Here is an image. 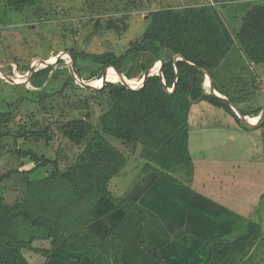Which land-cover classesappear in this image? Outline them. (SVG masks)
Instances as JSON below:
<instances>
[{"label":"trees","instance_id":"trees-1","mask_svg":"<svg viewBox=\"0 0 264 264\" xmlns=\"http://www.w3.org/2000/svg\"><path fill=\"white\" fill-rule=\"evenodd\" d=\"M35 1L39 0H7L9 7L18 12ZM259 7L264 9V6ZM251 11L247 4L237 6L236 11L227 10L229 25L213 4L195 3L151 11L145 32L141 38L130 41L124 53L72 49L71 56L86 83L102 80L106 70L115 67L132 81L131 85H136L158 61L164 62L163 77L154 71L144 85L132 90L120 79L116 82L113 75L118 74L109 68L110 82L103 89L92 91L79 83L68 67L62 68L64 61L58 59L57 64L36 69L30 81L35 90L29 89L17 101L0 103V141L9 137L17 141L30 134L49 144L54 139V125L61 123L62 135L80 149L75 160L65 168L58 159L23 150L12 153L19 159L33 161L32 169L0 168V189L15 175L25 177L24 189L13 202L8 203L5 193L0 192V264H30L24 250L46 256L48 261L61 246L72 258L77 255L91 264H126L122 259L123 244L116 234L102 237L86 224L101 198L108 199L126 214H137L145 252L157 264H167L160 250L149 246L145 227L147 212L126 199V195L114 197L109 185L136 154L145 160L143 174L153 173L176 185L185 181L191 183L194 160L189 141V115L195 104L205 102L222 108L238 124L248 130L252 128L230 104L211 94L206 73L213 79L214 90L227 98L242 116L248 121L260 119L264 110V87L256 95L253 91L232 96L225 84L217 83L221 66L235 48L246 55L249 64L264 66V16L257 14L261 11L251 15ZM91 22L94 34L112 32L121 36L129 29L127 16L106 20L98 16ZM177 57L184 59L176 62ZM80 63H86L87 67L94 65L96 69L85 73ZM160 66L158 63L157 68ZM27 69L30 72V68ZM58 79L63 83L61 89L47 92L49 83ZM57 93L71 101L79 112L78 117L57 120L48 115L44 104ZM22 105L25 108L21 113L23 120L12 127L16 107ZM96 108L100 110L98 117ZM37 111H44L39 119L35 118ZM259 127L264 128V118ZM107 137L118 140L126 151L112 145ZM48 168L54 169L52 174L34 178L35 173ZM185 235L183 228L175 232L176 239ZM37 243L42 245L36 247ZM48 244L50 247H45ZM263 244L261 225L251 223L236 238L211 239L206 246V264H251Z\"/></svg>","mask_w":264,"mask_h":264},{"label":"rangeland","instance_id":"rangeland-1","mask_svg":"<svg viewBox=\"0 0 264 264\" xmlns=\"http://www.w3.org/2000/svg\"><path fill=\"white\" fill-rule=\"evenodd\" d=\"M222 2L225 1L39 0L25 10L18 12L9 7L7 0H0V103L17 101V98L26 94L29 89L35 90L27 80L29 75L27 67L31 69V67L35 66L36 69H41L46 67L42 64L43 62L51 59L57 60L60 56V59L64 61L62 68L68 67L69 70H72V49L89 53H103L106 51H113L118 55L124 53L130 41L141 38L145 32L146 20L150 12L160 8H181L195 3H198V5L213 4L218 7L227 24L226 11H236L237 6L245 4L249 5L252 10L251 15L261 11L257 14L264 16V9L259 7L264 6V0ZM96 12L98 13L96 14ZM98 16L103 17L105 20L112 17L127 16L129 17V29L121 36L112 32L94 34L91 20L93 17L98 18ZM229 27L235 38V32L231 26ZM235 50L221 66L219 74L222 76H219L217 83L220 84L224 81L226 90L232 96L253 91L255 92L254 95H256L258 91L263 90L264 79L263 81L258 80L260 76L256 71H251L252 74L248 73L247 70H251L250 66L252 64H249V60L240 49L235 48ZM56 60L52 63L57 64ZM89 66L87 67L86 63H80V67L85 73L96 69L94 65ZM157 66L158 64L154 71H157ZM254 66L256 68L259 67L264 73L263 65ZM254 74H257V76H254ZM77 81L80 83L78 79ZM137 82L136 88L141 85V81ZM62 84L60 79L58 81L53 80L49 83L46 90L47 92L59 91ZM101 86L102 84L99 87L97 86V90ZM132 88L134 87L132 86ZM256 99H254L255 103H257ZM70 102L67 97L60 96L57 93L45 102L44 108H46L48 115L56 117L57 120L78 117V110ZM16 108V118L11 124L12 127L16 126L17 121L23 120L21 113L25 111L23 105ZM96 112L95 116L98 117L100 110L96 108ZM42 114H44V111H37L35 118H41ZM256 122H258L256 123L257 125L260 124L258 120ZM47 124L49 125V123ZM60 125L61 123H57V126L54 125V139L49 144L36 139L30 134L26 137L18 138L17 141L11 137L2 139L0 141V145L3 146V149L0 150V168L2 170L19 169L20 171L32 169L34 167L33 161L30 159H19L18 156L12 153L19 150L33 151L51 160L58 159L62 164V168L70 165L79 154L80 149L72 146L67 141L59 130ZM193 127L195 128V126ZM241 127L243 132L246 133V128L242 125ZM219 132L226 135L219 134L216 136L218 143L207 142L200 146L199 149V146H195L197 143L193 144V151L191 149V152L194 159V175L192 181H190L191 183L180 177L181 180L187 182L186 186H191L194 181L198 184L196 192L200 197L196 195L192 198H196L201 205L199 214L204 217V221L200 219L198 220L200 223L196 225V228L201 229L199 233L194 226L187 225L189 228L186 227L183 209L180 210L182 207L178 208L173 205V201L178 203L182 201V198H174V192L171 191L169 198L167 197L169 191L165 187L174 185L167 184L168 182L153 173L143 174L142 170L145 160L140 155L136 154L134 158L128 159V165L123 173L111 181L109 190L114 197L120 198L126 195V199L130 201L136 200L135 202L148 213L149 217L145 227L152 247L156 248L158 242H163L164 240L173 250L174 248L170 244L172 242L179 245L177 249L186 251L187 254L195 252L196 255L198 248L197 244L193 243V240L203 243L201 245V248H203L204 244L205 246L208 244L209 239L219 238V233L217 232L220 229L213 228L210 230V235L204 234L203 231L210 229L213 224H218L216 221L211 222L217 206L223 208V205L232 203V214L234 216L236 215L240 218L242 216V219H245L248 223L247 227L249 224L257 222L261 225L264 233V212H257L258 207L263 206L262 197L259 194L264 190V156L259 153L258 149L259 147L264 149V128H262L263 139H258L256 142H252L251 139H246L245 135L237 134L231 130H219ZM230 134H232V137H230ZM192 136L194 135L192 134ZM107 140L115 147L125 150V147L121 146L118 140L109 137H107ZM128 153L130 154L129 150ZM53 171L54 169L48 168L35 173L33 176L34 178H43L52 174ZM24 180L25 177L15 175L4 182L0 192L5 193L8 203L13 202L21 195L24 189ZM157 186L164 189L162 190L164 195L153 188ZM146 190L147 194L143 193ZM220 190L222 192H219ZM231 193L234 194V198L231 197ZM98 205L97 202L86 219V224L91 229L100 227L98 224L101 223V217H103V213L100 214V212H104L105 208L100 204L96 209ZM261 209H264V207ZM238 212H241L242 215ZM115 214L119 215L113 213V215ZM124 214L126 217L124 219L121 218L120 222L123 226H119L118 229H115V218L106 219L102 222L105 236L116 234L123 244L122 259L127 261L128 264H151V262H155L145 252L138 236L137 215L135 213ZM179 217H181L180 221H178ZM214 218L221 222L225 220V216L222 213L217 214ZM151 222L153 223L151 224ZM156 222L164 227H154ZM181 228L187 232V235L176 239L175 232ZM101 235H104V231L101 232ZM41 245L37 243L36 247ZM45 247L49 248L50 245H45ZM23 253L30 264H91L88 260L77 255H75V259L72 258V254L64 246L59 247L48 261L46 256L38 255L28 250H24ZM171 253L170 258L173 260L172 256L174 254L172 251ZM163 254L168 260V255L164 249ZM179 259L183 261L181 257ZM251 264H264V244L256 251Z\"/></svg>","mask_w":264,"mask_h":264},{"label":"crops","instance_id":"crops-1","mask_svg":"<svg viewBox=\"0 0 264 264\" xmlns=\"http://www.w3.org/2000/svg\"><path fill=\"white\" fill-rule=\"evenodd\" d=\"M251 67H253V68H251ZM250 69H251L250 71H256V73L260 76V79H258V80L263 81V79H264L263 70H261L259 67L256 68L254 66V64H252L250 66ZM257 74H254V76H257ZM218 75L220 76L221 74H218ZM232 75H233V73H232ZM219 76H218V79H219ZM218 79H217V82H218ZM221 84L223 85L224 81ZM213 108L214 107H211L208 103H205V102L195 104L191 108L190 115H189V126H190L191 135H190L189 141H190V149H192V151H193V144H196V143L197 144L195 146H199L198 149L200 148V146L204 145V143H207V142L218 143V140H216V136H218L219 134L224 135V136L226 135L225 133L219 132V130H231L237 134L245 135V138L251 139L252 142H256V140H258V139H260V140L263 139L262 128L256 124L257 122H251L252 124H255L256 126L252 127L250 130L246 129L247 132L245 133V132H243V128L241 127V125L237 124V121L234 119L233 116H229L230 114H227V112H225L221 108H218V109L217 108L213 109ZM210 120H211V122H210ZM257 120L260 122V119H257ZM209 124H210V126H209ZM193 126H195V128ZM217 132H219V133H217ZM192 134L194 136H192ZM230 137H232V134H230ZM258 151L260 154H262L264 156V149H261L259 147ZM151 176H152V174H151ZM186 183L187 182H184L181 185H176L173 183H167V184H173L174 185L172 187H165V189H167L169 191V193L167 194V197L169 198V194H171V192H174V198H177V199L182 198L181 202L177 203V202L173 201V205L178 207V208L182 207V208H180V210L183 209V212H184L183 215H184V218L186 219V224H185L186 227L189 228V226H187V225L194 226V228L199 233V231H201V229L196 228V225H198V223H200V221H198V220L201 219V221H202L204 219V217H203V215L201 216L199 214V211H200L199 209H201V205L199 204V202L197 201L196 198H192V197H195L196 195H198L196 192V190L198 189V184L195 183V181H194L193 184L191 185L192 186L191 187V186H186ZM153 188L159 190L161 192V194L164 195V192L162 191L164 189H162L158 186L153 187ZM219 192H222V190H220ZM143 193L147 194V190L143 191ZM259 196L262 197L263 206L258 207L257 212L262 213V212H264V209H261L264 207V190L262 191V193L259 194ZM231 197L234 198L235 197L234 194L231 193ZM187 198L189 199L188 201H187ZM135 201L136 200H134L133 202H135ZM98 204L99 205L96 207V209L100 206V204L103 205L105 208L104 212H102V211L100 212V214L103 213V217H101V219L103 221L101 220V223L98 224L100 227L92 228V230L93 229H94V231L97 230L100 234L97 231L96 232L100 236L104 237L105 236V229H104V225L102 222H104L106 219L115 218L116 219L115 223H114V224H116L115 229H118L119 226H121V227L123 226L120 223L121 218L124 219L126 216L124 214L125 212H123L121 209H119L115 205H113L108 199L101 198L100 200H98ZM232 204H225V205H223V208L218 207V206L216 207V211H215L214 216L211 219V222L213 223L214 221H216V223H218L219 225L218 224L211 225L210 229H205L203 231L204 234L210 235V233H211L210 230H212L213 228L220 229V231L217 232V233H219L218 237L225 239V238H230V237L236 238L237 236H239L245 232V229H246L248 223L245 219H242V216L240 218L239 216H236V215L234 216V214H232L233 213V205ZM96 209H95V211H96ZM113 213H117L119 215H116V214L113 215ZM219 213L224 214V216H225L224 222L215 220L214 217ZM238 213L242 215L241 212H238ZM97 217L100 218L99 215H97ZM148 217H149V215H148ZM171 218H172V220H174L173 217H171ZM147 220H148V218H147ZM147 220H146V222H147ZM180 220H181V217H179L178 221H180ZM164 221H165V219H164ZM152 223L153 222H151V224ZM156 226L159 227L162 225L160 223L156 222V225H154V227H156ZM162 227H164V226H162ZM99 229H103V230H99ZM102 231H104V235H101ZM165 235H166V233H165ZM138 236L140 238L139 231H138ZM147 239H148V235H147ZM211 239H209V241ZM165 242H164V240H163V242H158L156 248L160 250V252L163 255L164 259L166 260L167 264H206V261H207L206 246L207 245L205 246V244H204L203 248H201L202 247L201 245H203V243H200L198 240H193V243H196L197 248H198V252H196V255H195V252H191V254H187L186 251H181V250L177 249L179 245H177V243H174V242L170 243L171 246H173V248H174V250H173L172 248L169 247V244H166ZM148 243H149V239H148ZM140 246H141V244H140ZM149 246L152 247L150 245V243H149ZM163 249L166 251L168 258L170 259V260L168 259L169 261L164 256ZM171 251L174 254V256H172L173 260L170 258ZM179 257H181L183 259V261H181L179 259ZM124 262L126 264H128L127 261H124ZM151 264H157V263L155 261V262H151Z\"/></svg>","mask_w":264,"mask_h":264},{"label":"water","instance_id":"water-1","mask_svg":"<svg viewBox=\"0 0 264 264\" xmlns=\"http://www.w3.org/2000/svg\"><path fill=\"white\" fill-rule=\"evenodd\" d=\"M61 57L59 56V58H57V60L58 59H60ZM184 58L183 57H177L176 58V62L178 61V60H183ZM56 60V61H57ZM71 60H72V62H73V69L71 70V72H72V74H73V76L76 78V79H78L79 81H80V83L84 86V87H86L87 89H89V90H97L98 88L97 87H94L93 85H92V83H86L82 78H81V76H80V73H79V71H78V68H77V65L75 64V62L73 61V58H72V56H71ZM158 63H161L162 65H161V67L159 68V70L157 71V74H159L161 77H163V72H162V68H163V66H164V62L163 61H158L157 63H155V64H153L148 70H147V72H146V74H145V76H144V78H143V80L141 81V85H144L145 83H146V80L149 78V76H151V75H153V72H154V68L156 67V65L158 64ZM44 66H47V65H53V63H48V62H43L42 63ZM109 68H113L114 69V71L118 74V76H119V78L121 79V81H122V83L123 84H125L126 86H128L130 89H137V88H132L129 84H128V81H127V79L115 68V67H109ZM108 68V69H109ZM36 72V68H35V66L34 67H31V69H30V72H29V75H28V81L30 82V80H31V78L33 77V75H34V73ZM177 72H178V69H177ZM206 75H207V79L209 80V87H210V92H211V94L212 95H214L215 97H219V98H221L223 101H225L226 103H228V104H230L231 105V107L233 108V110L237 113V115L244 121V122H246L249 126H251V127H255L256 125L255 124H252L250 121H248L244 116H242V114L240 113V111L227 99V98H225V97H223L220 93H218V92H216L215 90H214V82H213V79H212V77L209 75V74H207L206 73ZM102 86L99 88V90L100 89H103L105 86H106V84H107V82H110L109 80H108V70H106V72H105V74H104V76H103V78H102ZM172 92V91H171ZM264 118V110L261 112V115H260V121H262V119Z\"/></svg>","mask_w":264,"mask_h":264},{"label":"bare ground","instance_id":"bare-ground-1","mask_svg":"<svg viewBox=\"0 0 264 264\" xmlns=\"http://www.w3.org/2000/svg\"><path fill=\"white\" fill-rule=\"evenodd\" d=\"M47 62H48V63H52L53 61H51V60H47ZM158 68H159V67H158ZM158 68H157V71L159 70ZM108 74H109V73H108ZM109 76H110V75H108V77H109ZM113 76L115 77L114 80H115L116 82H119L118 79H120V78H119L118 76H116V75H113ZM117 78H118V79H117ZM120 80H121V79H120ZM127 81H128V84H129L131 87H132V86H133V87L136 86V85H131V82H132V81H129V80H127ZM207 81H209V80H207ZM24 82H25V81H24ZM140 83H141V82H140ZM140 83H139V84H140ZM101 84H102V81L99 80L98 82H97V81L93 82L92 85H93L94 87H97V86L99 87V85H101ZM256 120H257V119H251L250 122H256ZM257 123H258V122H257Z\"/></svg>","mask_w":264,"mask_h":264},{"label":"clouds","instance_id":"clouds-1","mask_svg":"<svg viewBox=\"0 0 264 264\" xmlns=\"http://www.w3.org/2000/svg\"><path fill=\"white\" fill-rule=\"evenodd\" d=\"M260 123V122H259ZM259 126V125H258Z\"/></svg>","mask_w":264,"mask_h":264}]
</instances>
